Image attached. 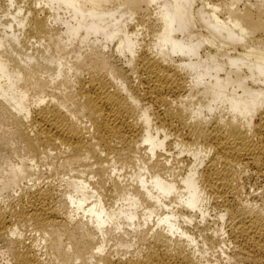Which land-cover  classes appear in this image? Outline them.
<instances>
[{
    "label": "bare ground",
    "instance_id": "6f19581e",
    "mask_svg": "<svg viewBox=\"0 0 264 264\" xmlns=\"http://www.w3.org/2000/svg\"><path fill=\"white\" fill-rule=\"evenodd\" d=\"M3 1L2 264H264V0Z\"/></svg>",
    "mask_w": 264,
    "mask_h": 264
},
{
    "label": "rangeland",
    "instance_id": "374dc122",
    "mask_svg": "<svg viewBox=\"0 0 264 264\" xmlns=\"http://www.w3.org/2000/svg\"><path fill=\"white\" fill-rule=\"evenodd\" d=\"M2 2V3H1ZM31 2L29 1L24 3V2H21L19 5L21 6H25V7H29L31 4ZM27 4V5H26ZM30 4V5H28ZM6 4L4 3L3 0H0V6H5ZM257 38V37H256ZM151 37H146V40H150ZM258 39V38H257ZM82 121L84 122V120L82 119ZM4 129H9L10 126H2ZM24 155V152L21 148V146L15 141V140H10L8 145H5V143H0V162H2V159L3 158H9L11 160V163H15L18 161V159ZM39 176H40V180L43 181V182H46V181H50L52 184L54 185H57V186H61L60 189L63 188V182H61V178L62 176L61 175H55V174H51L49 172V170L45 167H39ZM66 178V177H65ZM261 182L259 180H256V179H249L247 176L243 177V179L241 180L242 182V185L244 187V191L245 192H251L253 193L254 191V194L255 193H260L261 189H262V186H264V184L261 182L258 184V182ZM259 185V186H258ZM256 187H259V188H256ZM261 188V189H260ZM11 195L15 196L16 193H11L9 196L7 195H3V197L0 198V201L1 204L3 206H7L8 202L11 200ZM20 234H22V236H25V237H32V233L30 232V230L28 229H25V228H22L20 229L19 231ZM6 244L3 240H0V264L2 263H6L7 260H8V257L7 255H5V248ZM218 254H216L217 256Z\"/></svg>",
    "mask_w": 264,
    "mask_h": 264
}]
</instances>
